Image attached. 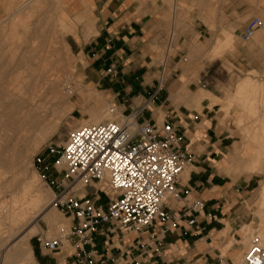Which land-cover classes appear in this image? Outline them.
<instances>
[{
  "label": "crops",
  "instance_id": "obj_1",
  "mask_svg": "<svg viewBox=\"0 0 264 264\" xmlns=\"http://www.w3.org/2000/svg\"><path fill=\"white\" fill-rule=\"evenodd\" d=\"M4 1L0 0V14ZM67 8L71 20L64 45L82 59L78 71L87 89L101 94L116 114L145 105L139 120L171 124L181 137V148L192 156L178 185L189 194L179 202L166 203L177 228L164 232L163 225L155 222L152 227L125 232L105 223L92 243L78 252L92 251L94 264L236 262L246 249L240 243V230L247 224V201L256 181L247 171L233 111L225 112V97L217 93L223 86L210 71L220 61L197 72L194 65L183 64L191 31L168 32L172 6L167 0H70ZM235 11L241 17L249 14L247 8ZM203 48L199 47V53ZM253 57L251 50L237 46L225 55V61L233 71L249 75L262 70ZM78 195L105 209L114 192L96 182ZM194 199L203 207L192 213L186 200ZM74 223L68 219L69 227ZM225 236L232 240L228 247ZM28 246L35 264H74L71 248L64 253L62 249L48 252L38 242Z\"/></svg>",
  "mask_w": 264,
  "mask_h": 264
},
{
  "label": "rangeland",
  "instance_id": "obj_2",
  "mask_svg": "<svg viewBox=\"0 0 264 264\" xmlns=\"http://www.w3.org/2000/svg\"><path fill=\"white\" fill-rule=\"evenodd\" d=\"M18 1L21 2V0H5L3 3V10L0 14V23L2 22L0 24V64H3V66L2 64L0 65V87L5 88L3 90L7 89L6 93H8V89H13L14 85L16 86L19 84L17 78L21 75V70L15 68L13 65L14 60L17 61L24 55L23 51L25 49L29 55L33 57L38 54L43 55V52H46L45 55L47 58H50L49 60L52 61L55 59L56 61L54 68L56 70L57 80H59L57 81V89L58 93H60V98L57 97L54 99V101L57 100L60 102L57 103V101H55L53 102L54 104L52 107H49L50 110L48 111L47 119L51 120L54 118L57 110L62 106V104H64V102H70L74 105L73 110L60 119L56 131L47 135L45 138H42L37 143L35 138H33L38 135L35 132L31 135V137H28L29 139L27 138L26 141H19V143L13 145L12 143H14L19 130L12 131L10 129H6L0 123V206L7 202L11 203L12 199L21 200L24 195L22 187H24L27 183L31 186L33 185V188L31 187V189L36 190L37 188V191H39V194L43 198L34 208L36 212L41 210L43 207H51L54 211L51 217L54 221L56 220V223L45 222L40 216L35 219L34 225L36 224L37 233L27 241V244L29 242V245L31 246L34 243H37L38 237L50 239L57 236L59 228L68 227V218L53 206V191L42 184L33 170V156L42 150L43 146L47 143L62 144L65 141L66 133L69 130L85 125L83 121L90 120L93 116L97 115V112L102 117L99 122L113 119L114 116H110L108 113V109L112 107L110 103H108L101 94L94 90L87 89L84 85L82 74L78 71L79 64H82L83 61L80 57L71 53L69 49L67 50L64 45V42L66 43L64 37L70 32L67 27L71 20V15L68 19L69 9L67 8L68 1L70 0H41L29 3V7L22 11L23 15L20 16L18 20L19 22L23 20V23L30 25L31 28L33 27L31 29L32 31L28 35L30 41L24 46L25 49H23V47L19 48L18 44L20 38L23 39V32L20 27H18L19 29L16 28V33L14 34L10 35L8 33H4V31L9 28L10 22L13 18L12 10H14L13 7H16L19 4ZM167 1L169 5L172 6L168 32L170 29H173L176 35H185L191 31V45L188 54L186 55L187 61L183 64L194 65L197 72V70L201 69L205 65H210L213 61H220V63L216 65L214 62L210 71L216 79L220 81L219 84L223 86L219 91H217V93H220L225 97L227 103L225 106V112L229 110L233 111L234 125L239 133V140L243 148V153L247 156L248 160L247 171L252 172L251 174L254 176L256 181L255 189L250 194V198L247 201V209L249 212L247 224L240 230V234L242 236L240 243L245 249L248 246L250 236L252 234L258 235L260 228L264 226V217H258L257 215L259 210L258 197L264 183V140H262L264 135V97L260 94L253 96L250 92L239 94L236 92V85L244 78H250L258 85H262L264 82V0ZM59 3L61 6H59V9L57 10V15L60 20L56 21L52 12L55 11V6ZM237 8L240 10L247 8L249 14L245 17H241L235 11ZM31 12L33 17L31 16L29 18L27 15L31 14ZM9 17H11V19ZM253 17H257L261 20L262 27L255 31L250 40L244 42L240 39L239 34L248 20ZM74 20L77 22L81 21L78 17H75ZM34 29L37 34L39 31L49 40V45L43 46L45 51H43L44 49L42 50L41 47H38V40L34 37L36 32L33 33ZM216 37L218 38L217 43L211 46L206 44V42L210 40L213 41ZM5 38L6 40H4ZM6 45L8 46L7 48ZM194 45L196 47H193ZM203 45L204 48L202 52L199 53L198 49ZM237 46H244L245 49L251 50L255 63L261 65L262 70L258 72L253 71L249 75L233 71L231 65L225 61V55L231 54ZM191 48L193 52H191ZM6 69H8V71ZM57 69L60 71L58 72ZM196 75V73H193V77ZM9 77H11V79ZM9 80L11 81L9 82ZM5 86L9 88H6ZM58 106L59 108H57ZM52 108L55 111H53ZM27 140H29L30 143H27ZM34 144H36V146H34ZM85 187L86 186L81 187L79 189V193ZM31 189L29 190L31 191ZM29 190H26L25 193H30ZM0 217V264H2V251L4 249L2 245H7V242L11 243L10 241L12 240L8 241L7 239L15 229L7 230L6 228H13V226L10 225L8 220L4 219L3 215ZM231 242L232 240L225 236V247L230 246ZM62 250L64 253L69 252V247L66 242L64 243ZM238 260L239 259H237V261Z\"/></svg>",
  "mask_w": 264,
  "mask_h": 264
},
{
  "label": "built area",
  "instance_id": "obj_3",
  "mask_svg": "<svg viewBox=\"0 0 264 264\" xmlns=\"http://www.w3.org/2000/svg\"><path fill=\"white\" fill-rule=\"evenodd\" d=\"M260 27L261 20L251 18L240 39L250 40ZM144 108L142 105L134 112L115 116L117 111L111 107L108 112L113 119L73 128L62 144L47 143L33 156L34 172L53 191V206L75 222L72 227L59 228L53 238L38 237L39 247L57 252L66 242L74 264H94L93 252L80 254L78 248L91 244L105 223L125 232L149 228L155 222L163 225L164 232L177 228L166 203L179 202L189 194L178 185L181 174L192 164V156L181 148V137L171 124L139 120ZM92 182L114 192L105 209L78 195L81 187ZM77 183L81 186L76 187ZM186 202L192 213L203 207L195 199ZM228 264H264L260 237L252 234L239 262Z\"/></svg>",
  "mask_w": 264,
  "mask_h": 264
},
{
  "label": "bare ground",
  "instance_id": "obj_4",
  "mask_svg": "<svg viewBox=\"0 0 264 264\" xmlns=\"http://www.w3.org/2000/svg\"><path fill=\"white\" fill-rule=\"evenodd\" d=\"M32 1H41V0H21V2L18 1L19 2V4L17 3L18 5L15 4L17 6L13 7L14 8V10H12L13 11V13H12L13 18L10 22L9 28L4 31V33H8L11 35V34L16 33V28L20 27L22 29V32H23L22 33L23 39L20 38V40H19V37H18L19 42H18V40H17V42L19 44V48L23 47V49H25L24 46L26 44H28L30 41V38L28 37V35L32 31L31 29L33 27L31 28L30 25L23 23L24 22L23 20L20 22L18 20H19L20 16L23 15L22 11L27 9V7H29V3H31ZM59 6H61L60 3L55 6L56 9L54 12H52L56 21L60 20V18L57 15V10L59 9ZM7 12H9V11H7ZM27 16L30 18L32 16V12H31V14H28ZM11 17H9V18L11 19ZM25 17H23V18H25ZM4 24H5V22H4ZM35 32H36V30L34 29L33 33H35ZM34 37L36 40H38L37 41L38 47H41L42 50L44 49L43 51H45V48H43V46H47L50 43L49 40L47 39V37H44L41 34V32H39V31H38V34L36 32ZM38 38H40V39H38ZM221 38H222V36H221ZM4 40H6V38ZM217 41H218V38L216 37V38H214V40L211 43H209V45L211 46V45L217 43ZM31 43H32V41H31ZM222 43H224V42H222ZM15 45H16V43H15ZM7 47L8 46L6 45V48ZM23 53H24V55L21 56V58H19L17 61L14 60V65H13V66H15V68L21 70V75L17 78V80L19 81V84H17L18 83L17 82L16 83L17 85L16 86L14 85L15 87L13 86V89L11 88L12 90L8 89L9 90L8 93H6L7 89L3 90L5 88L0 87V123L6 129H10L12 131H16V130L18 131L19 130V133L16 136L14 143H12L13 145L19 143V141H21V142L24 140L26 141V139L28 137H31V135L35 132L38 134V135L35 134L37 136L33 137V138H35L36 143L39 142L42 138H45L47 135L54 133L56 131L58 125H59L60 119L64 115H66L67 113L71 112L73 110V107H74V105L72 103L64 102V104H62V106L60 108H59V106L57 107L59 109L56 112V116L54 118H52L51 120L47 119L48 111L50 110V108L54 104L53 102L57 101V100L54 101V99L57 97L60 98V96H59L60 93H58V89H57V83H58L57 81H59V80H57V74H56V70L54 68L56 65V61L53 58H52L53 59L52 61L49 60L50 58H47L45 55L46 52H43L44 53L43 55L40 53L41 55L38 54L37 56H34V57L30 56L26 49L23 51ZM16 56H18V55H16ZM13 58H12V62H13ZM4 60H5V58H4ZM2 66H3V64H2ZM56 68H58V67H56ZM6 70L8 71V69H6ZM59 71L60 70H58V72ZM14 77H16V76H14ZM9 78L11 79V77H9ZM61 78H60V80H61ZM10 81L11 80H9V82ZM12 84H11V86H12ZM6 86H7V84H6ZM6 88H9V87H6ZM236 92L239 94H244L246 92H250L253 94V96L260 94V95H262V97H264V82L262 85H258L256 82H254L250 78L241 79L236 85ZM59 98H58V100H59ZM58 102H60V101H57V103ZM53 108H52V110L55 111ZM114 115L116 116L117 114L115 113ZM101 118H102L101 115L98 114V112H97V115L93 116L90 120H84L83 122L85 125L97 124V123H101V122H99L101 120ZM1 129H3V128H1ZM262 140H264V135L262 137ZM28 142H29V140H27V143ZM31 143L33 144L32 141H31ZM34 146H36V144H34ZM24 156H25V154H24ZM1 160H3V159H1ZM0 163H1V161H0ZM18 164H19V162H18ZM16 166H17V164H16ZM31 187L33 188V185L31 186L30 184L26 183L24 185V187H22L23 191H24V195H23V198L21 200L12 199L11 203L7 202V203L3 204L2 206H0V216L3 215L4 219L8 220L10 222V225L13 226V228H6V229L7 230L15 229L14 232L12 231L13 233L11 235H9V238L7 239L8 241L12 240V241H10L11 243H8L6 241L7 245H2L4 248L2 251V257H3L2 264L3 263H8V264H35L33 261L31 252H30V248L27 244L28 239L37 232V227L35 226L36 224L34 225L35 219L38 216H40L45 222H48V223H54L56 221V220L54 221L51 217L53 212H54L51 207L50 208L43 207L41 210L36 212V210L34 208L38 205V203L43 198L39 194V191H37V188H36V190H34V189H31ZM29 189H31V191ZM26 190L30 191V193H27L28 195L25 193ZM21 191H22V189H21ZM258 208H259V210L257 212L258 217L259 216L264 217V183L261 187L260 195L258 197ZM258 236L260 237L261 244L264 247V226L262 228H260V232H259ZM240 258H241V256H240ZM240 258H239V260H240ZM239 260L237 262H239Z\"/></svg>",
  "mask_w": 264,
  "mask_h": 264
}]
</instances>
